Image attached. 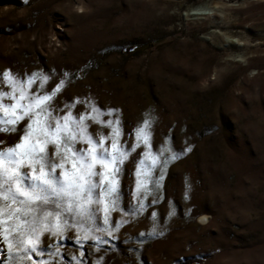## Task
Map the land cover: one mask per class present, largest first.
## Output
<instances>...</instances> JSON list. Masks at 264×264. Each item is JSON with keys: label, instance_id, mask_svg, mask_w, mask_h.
<instances>
[{"label": "rangeland", "instance_id": "rangeland-1", "mask_svg": "<svg viewBox=\"0 0 264 264\" xmlns=\"http://www.w3.org/2000/svg\"><path fill=\"white\" fill-rule=\"evenodd\" d=\"M5 69L49 75L45 90L69 73L54 103L119 109L129 145L148 113L154 150L165 138L176 151L190 146L169 162L158 202L124 216L88 264H264V0H0ZM19 135L0 133V147ZM142 151L123 166L125 208ZM152 211L163 235H147ZM62 251L78 252L70 242Z\"/></svg>", "mask_w": 264, "mask_h": 264}, {"label": "snow or ice", "instance_id": "snow-or-ice-1", "mask_svg": "<svg viewBox=\"0 0 264 264\" xmlns=\"http://www.w3.org/2000/svg\"><path fill=\"white\" fill-rule=\"evenodd\" d=\"M68 76L63 73L64 78L45 90L47 74L32 72L21 78L9 69L0 73V133H20L14 144L0 147V264H53V257L58 258L56 264H88V257L117 239L116 233L128 223L124 216L144 213L149 196L152 204L158 202L169 162L190 150L176 151L168 138L154 150L148 113L133 129L129 145L121 139L119 109H104L87 97L57 106L54 100ZM77 104L84 111L74 112ZM89 122L107 128V134L91 133ZM141 146L144 151L131 173L133 203L125 208L123 166ZM188 193L186 178L185 198ZM113 212H120L121 219H114ZM157 215L150 213L149 236L163 235L156 232ZM66 242L78 252L62 251Z\"/></svg>", "mask_w": 264, "mask_h": 264}, {"label": "trees", "instance_id": "trees-1", "mask_svg": "<svg viewBox=\"0 0 264 264\" xmlns=\"http://www.w3.org/2000/svg\"><path fill=\"white\" fill-rule=\"evenodd\" d=\"M136 49H137V47H133V46H130V47L126 48V50L128 52L135 51Z\"/></svg>", "mask_w": 264, "mask_h": 264}]
</instances>
